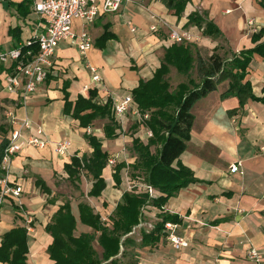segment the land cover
Instances as JSON below:
<instances>
[{"label": "crops", "instance_id": "1", "mask_svg": "<svg viewBox=\"0 0 264 264\" xmlns=\"http://www.w3.org/2000/svg\"><path fill=\"white\" fill-rule=\"evenodd\" d=\"M32 10L31 7V14ZM194 12L213 22L222 38L204 36L197 26L189 24V16ZM27 18L19 16L7 2H0V52L16 48L21 40L31 36L33 29L26 23ZM152 26H157V30H151ZM16 27L21 36L18 43L10 34ZM76 28L90 33L93 47L82 56L76 47L60 44L50 74L36 92L27 96L21 90L9 93L6 76L10 70L0 66V116L5 118L10 111L19 120H29L31 127L25 137H39L46 143L42 148L28 146L15 157L10 179L22 187L23 193L19 199H6L0 224L1 245L4 233L26 227V216L33 218V232L28 233V264H54L48 254L53 239L46 227L66 201H70L77 221L76 233L91 232L80 221L82 201L73 203L64 199V192L60 191L64 184H71L65 166L74 156H90L93 152L85 137L88 129L80 127L66 109V103L74 104L79 97L89 98L92 89H97L101 101L131 95L141 80H150L161 66L165 51L173 44L172 30L187 31L198 37V41L190 44L202 54L203 49L208 56L216 48L225 58L252 49L255 47L252 29H264V6L259 0H190L179 18L160 0H132L118 12L103 14L92 25L78 22ZM104 34L107 41L102 40ZM91 67L97 70L100 82L93 81ZM244 82L251 85L256 99L243 107L235 95L223 97L228 82L194 105L191 139L174 166L179 163L190 169L197 181L181 189L162 209L146 208L140 225L130 234L137 244L132 248L137 255L136 264H255L247 258L250 248L264 253V60L261 57H254ZM104 121L96 120L89 129L104 140V151L111 158L127 156L122 145L129 143L132 147V136L149 140L144 125L138 123L137 129H130L137 121L131 108L123 127L126 134L118 139H105L104 125L100 127ZM1 125L0 138L5 134L10 137L12 127L6 118ZM64 141L70 147L65 155H60L57 146ZM160 148L154 146L151 151L156 154ZM135 159L131 152L126 163L132 164ZM236 163H241L242 173H231L230 168ZM123 172L122 184L116 188L114 165L109 164L103 172L107 186L102 196L89 197L95 207L88 204L101 216L105 201L115 202L114 190L121 192L115 208L126 192L120 189ZM87 179L89 193L93 182ZM162 213L179 218L178 234L188 240L189 247L176 250L166 236L155 246H140L142 232L152 231L161 221Z\"/></svg>", "mask_w": 264, "mask_h": 264}, {"label": "trees", "instance_id": "2", "mask_svg": "<svg viewBox=\"0 0 264 264\" xmlns=\"http://www.w3.org/2000/svg\"><path fill=\"white\" fill-rule=\"evenodd\" d=\"M160 1L168 9L174 10L179 18L190 3V0ZM259 1L264 6V0ZM0 2H7V6L15 9L23 19L31 14L33 0H23L19 3L10 0ZM27 20L30 26L32 22L37 23L36 17ZM189 24L197 26L204 36L222 38L218 27L199 12L189 16ZM19 31V27L10 30L17 43L21 39ZM107 38L105 34L102 36L103 41H107ZM263 38L264 29H261L252 35L254 48L232 53L229 58L221 56L218 53L219 48L205 57L196 46L187 42L173 43L165 51L161 66L155 71L154 76L150 80H141L131 93L138 111L141 114H149V118L141 124L152 133L147 142L132 136V152L136 158L134 163L128 165L126 162H115L113 178L116 188L122 184L123 170L129 169L130 178L134 182L132 189L123 193L109 218L110 225L104 222L101 214L96 213L88 203H80V221L91 228L90 233H76L77 221L72 214L70 201H66L46 227L53 239L48 247V254L54 264L138 262L135 258L137 255L132 250L137 244L130 234L140 225L146 208L153 206L162 209L171 197L197 181L190 169L179 163L174 166L191 139L195 120L192 113L194 105L217 91L224 82H228L229 88L223 97L235 95L240 107L249 100L256 99L251 85L244 81L254 57L257 55L264 60ZM32 50L37 54L38 46L33 45ZM172 70L188 79L172 87L169 76ZM193 72L196 78L192 76ZM66 109L71 111L73 118L79 121L83 129L92 127L96 120H106L103 127L106 140L118 139L122 134V127L112 111V99L102 102L97 89L90 90L89 98L79 97L74 104L67 102ZM138 123L140 124L136 121L130 129L133 131L137 129ZM85 137L93 152L90 156H74L64 170L71 184L76 187L83 174L89 177L93 184L88 197L99 198L107 186L103 172L112 158L104 151V140L95 134L86 133ZM9 138L5 134L0 141V164ZM154 146H161L156 154L151 151ZM146 185L154 189L153 198H150L144 187ZM44 191L50 193L48 188H44ZM160 218L161 221L152 231L142 232L140 246H155L166 235L164 231L166 223L180 222L177 216L167 213L160 214ZM28 253L26 227H17L1 236L0 264H28Z\"/></svg>", "mask_w": 264, "mask_h": 264}, {"label": "built area", "instance_id": "3", "mask_svg": "<svg viewBox=\"0 0 264 264\" xmlns=\"http://www.w3.org/2000/svg\"><path fill=\"white\" fill-rule=\"evenodd\" d=\"M132 0H33V13L37 23L30 37L21 40L18 46L6 52H0V66L10 70L6 76V90L9 93H17L19 90L25 96L32 94L46 81L54 65L53 58L60 44L68 43L76 47L82 56L93 47L94 40L86 30L78 31L76 23L92 25L98 17L107 13L118 12L125 3ZM253 26V23H250ZM151 30H157V26H152ZM258 28H253L252 33H257ZM170 39L173 43H191L198 41L187 31L172 30ZM38 46V53L32 50V46ZM94 73L93 81L100 82L97 70L90 68ZM109 99V98H108ZM112 99V98H110ZM106 101V100H105ZM102 101V102H105ZM113 114L120 123L123 131L125 118L131 108L134 117L138 122H143L149 118V114H141L134 106L132 95H127L121 99H112ZM7 123L12 127L9 144L6 147L0 164V224L3 216L5 201L8 198L19 199L23 193L21 186L12 183L11 171L15 157L28 146L42 148L46 143L39 137H25L26 130L30 129L29 120H19L12 112L5 114ZM88 134L92 130L88 129ZM42 135V131H38ZM147 137L151 138L152 133L148 130ZM70 147L68 141H64L57 146V152L65 155ZM116 159H111L109 164L115 165ZM231 173H242L241 163L233 164ZM150 198L155 195L154 189L144 186ZM244 213V210H239ZM33 218L26 216V230L33 232ZM179 223L168 222L164 231L166 238L171 242L176 250L189 247L188 240L178 234ZM248 260L255 264H263L264 253L257 248H250L247 253Z\"/></svg>", "mask_w": 264, "mask_h": 264}, {"label": "rangeland", "instance_id": "4", "mask_svg": "<svg viewBox=\"0 0 264 264\" xmlns=\"http://www.w3.org/2000/svg\"><path fill=\"white\" fill-rule=\"evenodd\" d=\"M35 18V13L32 12V14H30V17L29 19L32 20ZM29 20V22H30ZM26 23H28V20H26ZM32 25V28H35V25H36V22H32L31 23ZM77 29V28H76ZM202 52H203V56H208L207 55V52L206 51H203L202 49ZM195 72L192 73V76H195ZM188 78H185L179 74H177L176 72L173 73V75L170 77V81H171V85L172 87H175L178 83L182 82V81H186ZM5 121V118L4 116H0V125ZM105 123L107 122L106 120L104 121ZM104 122L100 124V127L102 125H104ZM2 126V125H1ZM126 134L124 131H122V134L121 135H124ZM0 136H2V134L0 133ZM4 137V136H3ZM124 140H128L127 138L123 137ZM2 140V138H0V141ZM122 152L126 153L127 156H125L124 158L122 157V159L120 158H113V159H116L117 161H120V162H126L127 159L130 158V153L132 152V147L130 146L129 143H124L122 145ZM131 161V160H129ZM111 165V164H110ZM113 166V165H111ZM87 176L85 174L82 175L81 177V186L78 187H75L74 185L72 184H64L62 186V189H60V191L64 192L62 195L65 196L64 199H67V200H71L73 201V203L75 201H82V202H87V203H90L92 206H94L95 204L94 203V200L92 201V199H90L88 197V186H90L89 184V180L86 178ZM130 170L129 169H126L124 170L123 172V188H120L122 189L123 191H129L130 189H132L133 187V180L130 178ZM66 180V179H65ZM126 186V188H125ZM122 191V192H123ZM120 193L121 192H118L117 190L113 191V194L116 196V199H115V202H107L105 201V207L102 209L101 213H102V217H103V220L104 222L108 223V224H111L109 222V218L111 217L112 213H113V210L115 209V203L118 202L119 200V196H120ZM95 207V206H94ZM136 236V235H135Z\"/></svg>", "mask_w": 264, "mask_h": 264}]
</instances>
